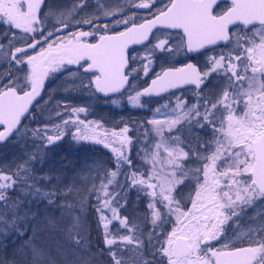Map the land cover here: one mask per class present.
Returning <instances> with one entry per match:
<instances>
[{"label": "snow or ice", "instance_id": "1", "mask_svg": "<svg viewBox=\"0 0 264 264\" xmlns=\"http://www.w3.org/2000/svg\"><path fill=\"white\" fill-rule=\"evenodd\" d=\"M221 3L228 6L222 9ZM43 6L44 0H0V23L28 34L31 40L30 43L26 41V48L16 47L5 54L11 57L9 67L14 63L20 69L15 76L9 71L7 83L0 77V143L16 134L27 135L26 129L21 132L22 118L40 97L46 79L65 66H78L83 74L90 76L86 85L81 82L82 86L94 88L106 96L123 95L127 87L130 89L127 99L132 106L140 105L142 96L159 95L182 85H194L197 90H202L213 75L220 76L226 81L222 94L213 99L198 93L196 103L191 106L185 101L178 102L173 109L175 116L168 118L167 125L155 117L148 121L159 139L150 155L141 150L145 151L143 163L151 165L147 171L134 168L130 154L123 150L132 143L126 135L128 127L110 134L97 132L95 129L101 125L80 119V114L87 112L84 107L72 108L68 119L53 125V134H49L47 126L32 132L34 137L46 142L45 147L61 140L69 126L75 128L71 135L77 143L91 141L103 144L105 148L110 146L106 142L109 139L119 143L120 147L111 148L115 170L104 173L107 183L102 180L99 190L93 187L105 247L113 264H128L123 249L129 246L138 252L134 264H264V236L250 238L246 247L224 240L225 225L229 221L235 223L247 208L257 201L264 202V0H167L157 14L143 23H136L132 17L115 20V25L124 26L116 32H110L107 24L103 29L97 27L99 16L94 14L76 22L93 28V31L70 32L67 38L57 41L50 40L54 33L47 31L45 24L53 13L49 11L42 15ZM136 7L148 9L152 4L143 2ZM98 11L105 19L117 15L116 11H106L99 3ZM59 15L64 18L57 19L60 25L57 32L67 30L70 18H74L73 12ZM239 25L243 26L244 36L234 34L230 29V26ZM153 29L179 32L176 36L166 32L163 39L156 38L157 42L145 57L148 61L143 67L145 75L155 50L172 52L183 47L189 53L199 52L220 42L227 46L233 35L237 38L233 51L210 58L207 71L202 72L192 63L163 70L149 87L136 91L130 82L135 70L126 71L130 58L127 50L129 45L150 42ZM173 41H178L175 47ZM29 49L33 50V55L28 54ZM131 58L135 59V56ZM156 111L159 113L160 110ZM57 115L64 114L58 112ZM182 123L201 130L207 127L211 132L210 139L200 143L197 137L195 147L185 145L179 135H171L174 130L180 131L176 126ZM165 130L170 134L167 137ZM185 147H188L187 151ZM38 151H34L17 172L9 175L0 171V233L4 235L14 231L23 237L28 230L24 227L29 219L28 211L20 215L23 202L9 201L6 195L9 189L22 185L25 195L45 199L49 204L55 202V191L44 192L38 186L40 180L51 177L33 175L27 166L38 158ZM189 161L199 166L186 167ZM118 176L124 177V184L119 183ZM114 184L109 191V186ZM185 187L188 188L186 194ZM117 188L135 189L149 199L146 207L151 214L152 230L147 234V244L151 249V260L140 259L145 241L140 235L132 234L134 230L139 231L138 227H130L128 217L120 216L119 210L127 201ZM121 200L125 202L121 204ZM62 206L72 207L71 204ZM114 222L127 229L129 234L119 235V240L112 238L109 225ZM168 226L170 230L165 231ZM81 228L80 218L74 216L69 234L76 230L74 243L77 245L83 239ZM213 242L221 243V246L217 248ZM25 247L30 248L33 261L39 264L42 250L27 242Z\"/></svg>", "mask_w": 264, "mask_h": 264}, {"label": "rangeland", "instance_id": "2", "mask_svg": "<svg viewBox=\"0 0 264 264\" xmlns=\"http://www.w3.org/2000/svg\"><path fill=\"white\" fill-rule=\"evenodd\" d=\"M79 1L80 0H76L75 3H71V0H44L45 11L42 12V15L45 13H48L49 11L54 13L56 6H53V5L55 3L57 4L65 3L66 7L67 6L69 7V5L76 4ZM96 1L97 0H91V2H96ZM117 4L125 5V6L129 5V6L134 7L137 4V0H118ZM89 5H92V3L88 2L87 6ZM68 11H73V13L75 12V17H74L75 24H77L76 22L78 20L83 19L87 15V13H85L82 9L74 10L73 8H69ZM57 18L58 16H54V15H51L48 17V19L45 21L47 31H51L57 34L56 28L60 27V25L57 23ZM70 21H71V18H70ZM0 26H1V23H0ZM16 31H19V30H16ZM65 31H68V29ZM66 33L68 32L59 33L57 38L59 39L65 38ZM19 36L20 35L17 34L16 32L11 31L10 39L8 40V42H6V45L8 47L7 53H11L12 51L15 50L16 47L24 46L23 44L26 43V41L23 38L22 39L19 38ZM2 46L4 45L2 44ZM5 58L6 59L3 61V55L0 52V77H3V80H2L3 83L8 82L7 74L9 73V71H11L13 76H15L18 74L19 69H20V66H17L14 63L12 64L11 68L9 67L8 61L11 58L10 55H6ZM74 73L75 75H73ZM82 75L83 74L80 73V70L68 68L66 66H65V69L61 70L60 72L53 73L49 80L47 90L44 94L43 99L35 107V111H34L35 114L33 118L35 120L31 122L28 127L23 126L21 132H23L25 129L28 132L32 131L30 129L31 126L39 127V128H44L45 126H47V128L49 129V134H52L53 125L61 124L62 120L68 119L69 118L68 113L71 111L72 108L84 107L87 109V112L85 116H82V114L84 113L80 114V119H85L87 121L94 122L95 124L101 125L102 127H98L95 129L97 132H101V133L108 132L110 134L113 130L119 131L120 129L124 127H128L129 131L126 135L132 141V143L130 145H126L123 150L126 153L130 154L131 156L133 151H136V152L141 151L144 145H148V148H150L152 141H154L153 143V146H154V144L159 139V137H156L155 132L153 131V126L149 124L148 121L155 117L156 119L161 120L162 123L167 125V123L169 122L168 118L175 116L173 109L176 108L177 103L180 101H185V94H179L177 96L172 97L169 100L160 102V104H157L155 107H152L143 97H141L140 105L132 106L128 102V99H127L128 94H127L123 98L113 99L108 102H99V100L91 94L90 88L82 86L81 82H83V84L86 85L88 81L90 80L89 78L82 77ZM134 85L136 87V91L137 90L139 91V87H140L139 83H134ZM225 87H226L225 80L222 82L220 81V78H215L211 81L210 85L206 89L200 92V94L205 95V96H211L214 99L217 95L222 94ZM132 94L135 95V92H132ZM195 99L197 98H194V97L191 98V100L194 101V103H196ZM113 101H115V103H113ZM148 107H149V110L147 111ZM157 109L160 110L159 113H157L156 111ZM58 112L63 113L64 115L58 116L57 115ZM146 125H148L149 128ZM178 126L180 125H177L176 128ZM107 127L110 128L111 131H106ZM182 127H183V130L187 128V130L184 131V133L188 137H191L195 132L193 131L192 127L189 128L186 125H183ZM69 128L74 129V127L72 126H69ZM65 130L68 131V129H65ZM143 131L147 133L151 131V134L149 135L146 133L144 136H142L141 134H143L142 133ZM164 133L169 134L167 130H165ZM171 135H179V132H176L174 130L173 133H171ZM30 140H31V137H30ZM39 141H42V140H39ZM62 142H63V138L55 142L54 145L56 146L58 144H62ZM106 142L109 143L110 145L109 148H105L103 144H96L94 142H91V145H94L96 148L102 147L103 150L107 153L108 157L114 160V156H113V153L111 152V148L112 147L118 148L120 147V145L119 143L113 142L111 139L107 140ZM25 144L27 146H24L23 142L19 141V135H18L14 140L9 142L8 145H5L6 147L3 146L0 148V171H3L5 174H8L10 171H12L10 170L11 168L16 167L20 163L25 164L26 161H29L28 154L31 151V147H32V153L34 150L40 147L41 149L43 148L41 145L37 143L32 144V146H29L30 142H26ZM22 145L23 147H26V149H24ZM141 152H144V151H141ZM100 165H102V162L96 161V166H93L92 169L97 171L98 178L96 179H99L100 182H102L103 180L104 183H107V179L104 177L105 168L103 169ZM28 167L32 169L33 175L45 176L43 175V172H41L40 167L36 168L31 165H28ZM92 169L90 170L92 171ZM14 170H17V169H14ZM51 170H53L51 175L57 176V177L59 176L57 175L58 170H59L58 166H52ZM147 170L149 169L146 165H144L141 168V171H147ZM66 176L69 180L68 181L69 185L73 189L71 191V195H69L70 191H66L62 189V192L68 197L69 201L71 200V203H69V201L67 202L72 205L71 213L70 212L69 213L70 214L76 213L75 216H79L80 220H82L83 217H85V214L82 213V215H79V213L81 212L80 211L81 207L83 208L82 206V202L84 203L83 200L90 199L91 195H95L94 203L97 201L96 193L93 191V187L94 186L96 187L95 182L97 180L94 179V181H92L91 188L86 193L87 197L84 199H81L79 198L76 192V188L87 189L85 188L87 184L84 185L78 182L76 180L77 178L76 173L70 176L66 174ZM117 180L119 181L120 184L125 183L123 176H118ZM114 187H115V184L112 186H109V191H111ZM96 189L99 190L98 187H96ZM118 189L119 188H117L116 190ZM187 191H188L187 189H184V193H187ZM120 202L124 203L125 201L121 200ZM55 208L57 211L59 210L58 206H55ZM249 211L251 213V217H250V214L248 215L245 214V219L246 221L254 222V224H251L248 227L249 230L253 232V235H256L259 229H264V202L257 201L252 207L247 208L246 211L241 214L238 221H236L235 223L232 222L233 231L231 234L233 236L230 234V232L228 234L227 232H225V237H224L225 241L235 246H240L239 244L242 242V239L238 238V236H241L239 234V230H240L239 221H244L245 219L243 218V214ZM69 213L65 216L60 217L61 223L56 225V229L51 230L50 233L53 236V239H55V236L61 229H67L71 225L70 220H72V218L70 217ZM119 213L121 217H128L130 227L132 225H136L138 227L139 231L137 232L134 230L132 234L140 235L141 239L145 241L144 247L143 249H141V251L143 252V256L140 259L151 260L152 259V256L150 254L151 249L148 247V244H147V234L152 230L151 214L149 210L146 209L144 210V213H143L141 209H137L136 203L127 202L125 207L120 208ZM99 216H97L98 224L96 226V229L100 232V234H102L101 235L102 237L101 245H103V247L106 248L105 243H104V229H103V226L100 224ZM38 220L44 221L41 216L39 217ZM44 224L51 225L52 223H43V228H44ZM36 227L40 228V225ZM117 228H119V235L129 234L127 229L120 228L119 225L114 222L112 225H109V230L113 233L112 238H115L117 234ZM167 228L168 227L165 228V231L170 230V227L168 229ZM82 229H84V227H82ZM258 235L254 236L253 238H257ZM0 239L3 240L2 238ZM116 239L119 240V236H117ZM48 241H51L49 237L44 240V244L48 245ZM247 241L249 242V239ZM213 244L217 248L221 246V243L213 242ZM14 248L16 249V251H19L18 247L15 246ZM132 249H134L133 246H129L127 249H123V256L125 260L128 261V264H134V261L138 257V252L135 249H134L135 253L134 255H132L131 253ZM8 250L9 249L6 250L5 248L3 250H0L2 251L0 257L4 258L6 255H9L10 251L8 252ZM105 250L108 251L107 249ZM20 254L22 253L20 252ZM20 254L17 255V257L14 259L13 264H15L16 261H19ZM93 256H94V261H95L98 258V256H100V254L94 253ZM132 258L135 259L133 262H131ZM30 260H31L29 261L30 264H36V262L33 261V257H31ZM74 262H76V257H74ZM81 264H84V263L81 262ZM106 264H113L109 254L106 257Z\"/></svg>", "mask_w": 264, "mask_h": 264}, {"label": "trees", "instance_id": "3", "mask_svg": "<svg viewBox=\"0 0 264 264\" xmlns=\"http://www.w3.org/2000/svg\"><path fill=\"white\" fill-rule=\"evenodd\" d=\"M38 128L39 127L31 126L30 129L35 130ZM74 131L75 128L74 129L69 128L65 136L63 137L62 144H58L56 146L52 144L50 146L45 147L46 142L44 143V141H39L40 139L37 137H35V140H30V139L22 140V138H19L20 142L22 141L34 142V144L37 143L43 147L42 149L41 147L38 148L39 150L38 158H36L33 161H30L28 165L34 166L36 168L40 167L41 172H43V175H45L46 177H51V179L39 181L38 186L41 188L42 191L56 192V196L54 198L55 202L52 204H49L45 199H39V198L34 199L31 195H25L24 191L22 190L23 188L22 185H18L17 187L9 189L6 192L9 201L19 200L23 202V205L20 209V215H23L25 211H28L29 214V219L27 223L24 225V227H27L28 229L27 232L23 237L18 236L17 241H11V244L13 245H16V243L19 241L21 242L22 256L21 258H19V261L21 259V264H30L29 261H31L30 259L32 257L30 248L25 247L26 242L31 246H34L42 250V259L39 262V264H66L68 263L67 260L78 252L85 254L87 258L93 262V254L101 251L102 234H100V232L96 229V226L98 224L97 216L100 215L96 211V208L99 206V204L98 201L94 203L95 195H91L90 199L85 200L84 198L87 197L86 193L90 190L92 181L98 178L97 171L92 169L93 166H96V161L102 162V165L100 166L103 169L105 168V172H106V171L115 170L114 160L110 159L108 155L102 151V149L96 148L94 145H90L88 142H81V143L75 142L72 139V135H71V132ZM106 131H111V130L110 128L107 127ZM29 133L33 135L32 131H30ZM23 148L26 149V147ZM31 154H32V147H31V151L28 154V157H30ZM143 158H144V152H141L140 158L138 160L139 162L138 165L135 166V164L133 163L134 168L141 170L140 167H141V163L143 162ZM22 165L25 164L20 163L16 167L11 168L10 170L12 171H10L8 174L11 175L17 172L18 168ZM52 166H58L59 168L57 173V175H59L58 177L51 175L53 171L51 170ZM90 169H92V171ZM124 171L126 172L127 169H124ZM74 173H76V177H77L76 180L78 182L84 185L87 184L85 187L87 189L76 188V192L79 198L84 199L83 200L84 203L82 202L83 208L81 207L80 209L81 212L79 213V215H82V213L85 214V217H83V219L80 220V223L83 225L82 227H84V229L82 228L80 229V235L83 237L80 245L74 243L76 230L74 229L73 232L69 234V228L72 225V220H70L71 225L67 229H61L57 233V235L55 236L56 240L53 239V236L50 233L51 230L56 229L57 224L61 223L60 217L67 215L69 212L71 213L72 208L69 209L67 207L62 206L71 203V200L69 201L68 197L62 192V189L64 190L70 189L69 195H71V191L73 189L69 185L68 182L69 180L66 174L70 176ZM116 179H118V177ZM96 180H97L95 182L96 187L99 188L101 182L99 179ZM117 191L120 192V195L123 196L128 203H133V202L136 203L137 209H141L143 213L144 210L147 209L146 205L148 204L149 199L143 193H140L135 189L132 190L118 189ZM68 201L69 203H67ZM55 206L59 207L58 211L56 210ZM70 213L69 215L71 218H73L76 215V213L75 214H70ZM33 214L35 219L32 218ZM106 214L110 215V213H106ZM8 215L10 216V214ZM40 216L43 218L44 221L38 220ZM43 223H52V224L51 225L44 224V228H43ZM38 225H40V228L36 227ZM169 227L170 226H168V228ZM230 228H231L230 223L225 225V231H231ZM239 228H240L239 234L241 236H238V238L242 239V242L239 244L240 246H248L249 242L247 240L253 238L258 234L259 235L257 236V238H259L260 236H264V231H261L264 229H259L258 233L256 235H253V232L249 230L248 226H245V223H242V221H240L239 223ZM117 236H119V233L116 234L115 238H117ZM11 237H15L17 239V235L15 234L14 231L10 232L7 235L0 233V238L3 239V240L0 239V250L4 248L3 244H5V239L12 240ZM48 237L50 238L51 241H48V245H46L44 244V240L47 239ZM17 252L20 254L19 251ZM17 252L14 247H11L8 256L9 258H4L8 260L6 264H12L14 262V259L17 257ZM101 254L102 256H107L109 252L101 251Z\"/></svg>", "mask_w": 264, "mask_h": 264}, {"label": "flooded vegetation", "instance_id": "4", "mask_svg": "<svg viewBox=\"0 0 264 264\" xmlns=\"http://www.w3.org/2000/svg\"><path fill=\"white\" fill-rule=\"evenodd\" d=\"M76 0H71V3H75ZM90 2L92 5L87 6V3ZM147 2L152 4L151 8L145 9V8H138L136 5ZM98 3L103 5V8L106 11H116L117 15L110 19H105L102 15L101 12L98 11ZM118 0H97L96 2H91V0H80L76 4H71L69 7H65L66 5H60L59 3H55L53 6H56L55 12L53 13L54 16H58V18L63 19V16H60V13H65L67 14L68 12H73V11H68L69 8H73L74 10H80L82 9L87 15L84 18H90L94 14L96 16H99V19L96 20V26L99 27L100 29H103L104 25L107 24L108 30L110 32H116V31H121L123 30V25H115V20L117 19H123L127 17H132L135 19L136 23H143L145 19H151L157 12L163 8V6L167 3V0H137V4L132 7V6H125V5H118ZM83 4L82 7H76ZM46 6V5H45ZM228 5L227 3H221L220 8H226ZM59 9V10H57ZM45 11V8L43 6L42 12ZM68 11V12H67ZM73 16L75 17V12L73 13ZM57 18V19H58ZM82 20V19H81ZM58 28V27H57ZM231 31L234 34H238L239 36H244L245 31L243 29L242 25L239 26H233L230 28ZM93 31V28H90L86 25L83 24H75L74 23V18H71L70 21V27L68 28V31H61V32H56L57 34L53 35L50 40L51 41H57V40H62L57 38L59 33L62 32H68L66 33L65 38L69 36L70 32L74 31ZM11 31L16 32L19 34V38H23L27 42H31L30 39H28V34L23 33L22 31H16L15 29H10L8 25L1 23L0 26V45H4L2 48H0V52L3 55V61L6 59L5 54L7 53L8 47L6 45V42L10 39L11 36ZM166 32H171L173 36H176L179 32V30H168V29H154L153 35L150 37V42L145 43L144 45H140L138 47H135L134 49L129 51V68L127 71L135 70L132 73V76H130V82L132 84L134 83H139V91L143 90L148 83L156 78L157 74H161L163 70L167 69H174V68H180L183 67L184 65L188 63L195 64L202 72L207 71L209 69V60L212 57H219V54L221 52L223 53H228L230 51H233L235 48V41L237 36L233 35L232 42L229 43L227 46L224 45V42H220L218 45H215L211 49H208L202 53L199 54H194L191 55L187 53L186 49L181 47V48H175L174 51L172 52H161L159 50H155L151 53V60L152 63L149 65V70L147 75H145L143 71V67L148 61L145 59V57L149 54V49L152 48V46L157 42V37L160 39L164 38V34ZM248 36H251V32L247 33ZM63 38V39H65ZM37 39H40V37L37 36ZM91 39V38H90ZM178 43V41H173V46L175 47V44ZM24 45V46H23ZM22 46L26 48V43H24ZM44 47H47L45 44ZM39 49H37L38 51ZM29 55H33L34 52L33 50L29 49L28 50ZM135 56V59H132L131 57ZM68 68H73L80 70V73L83 74L82 69H78V66L75 65H69L66 66ZM52 76V74H51ZM82 77L84 78H89L90 76L83 74ZM215 78H220V81H224V79L220 76L213 75L209 80L206 86H209L211 81ZM93 88H91V91ZM138 91V90H137ZM185 92H192V93H198L193 89H186V90H180L172 95L163 98L162 100L166 98H170L173 96H176L180 93H185ZM191 95V93H189Z\"/></svg>", "mask_w": 264, "mask_h": 264}, {"label": "water", "instance_id": "5", "mask_svg": "<svg viewBox=\"0 0 264 264\" xmlns=\"http://www.w3.org/2000/svg\"><path fill=\"white\" fill-rule=\"evenodd\" d=\"M130 47H132V45H129V48ZM207 47H210V46H206L205 48H207ZM128 48V49H129ZM204 48V49H205ZM203 50V49H202ZM202 50H200V51H202ZM199 51V52H200ZM193 53H197V52H193ZM46 82V81H45ZM151 85V84H150ZM188 86H194V85H182V86H180V87H177V88H174V89H169L167 92H162V93H160L159 95H161V94H167V93H169V92H171V91H173V90H176V89H179V88H184V87H188ZM124 91V90H123ZM42 93V92H41ZM97 93V95L99 96V97H101V98H109V97H112V96H115V95H118V94H120V93H116V94H109V95H104L103 93H99V92H96ZM41 96V95H40ZM151 96H158V95H151ZM40 97H37V100L39 99ZM36 100V101H37ZM36 101H34L33 102V105L36 103ZM32 105V106H33ZM32 106L30 107V110H31V108H32ZM30 113V112H29ZM29 113L28 114H26L25 115V117H27L28 115H29ZM25 117H23L22 118V120L25 118ZM7 142V141H6ZM6 142H3V143H0V144H5Z\"/></svg>", "mask_w": 264, "mask_h": 264}, {"label": "bare ground", "instance_id": "6", "mask_svg": "<svg viewBox=\"0 0 264 264\" xmlns=\"http://www.w3.org/2000/svg\"><path fill=\"white\" fill-rule=\"evenodd\" d=\"M13 240H16V238L15 237H11Z\"/></svg>", "mask_w": 264, "mask_h": 264}]
</instances>
